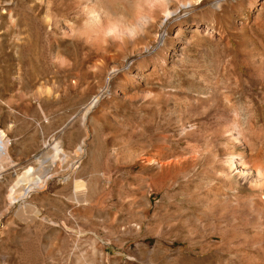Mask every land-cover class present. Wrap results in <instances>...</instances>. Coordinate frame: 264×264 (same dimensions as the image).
I'll return each instance as SVG.
<instances>
[{
	"label": "rangeland",
	"instance_id": "1",
	"mask_svg": "<svg viewBox=\"0 0 264 264\" xmlns=\"http://www.w3.org/2000/svg\"><path fill=\"white\" fill-rule=\"evenodd\" d=\"M23 1L8 19L0 0V264H212L200 246L236 226L217 263L258 264L251 195L223 177L221 143L239 137L253 148L245 170L264 171V89L244 82L264 78V0H202L185 11L174 0L163 47L153 30L126 46L95 45L68 0H58L49 36L20 13L38 0ZM214 114L228 123L211 129ZM39 171L42 189L11 203L17 179ZM148 172L165 173L163 186L147 187Z\"/></svg>",
	"mask_w": 264,
	"mask_h": 264
},
{
	"label": "bare ground",
	"instance_id": "2",
	"mask_svg": "<svg viewBox=\"0 0 264 264\" xmlns=\"http://www.w3.org/2000/svg\"><path fill=\"white\" fill-rule=\"evenodd\" d=\"M24 1H26V0H24ZM24 1H23V3H24ZM29 1H31V0H29ZM68 1L71 3V4L69 3L70 6L68 5V7H71L73 10H77V14L74 18L75 23L76 24L82 23L83 25L91 28L88 38H89V40L92 41V43H95V45H97L96 44L97 42L102 40V41H116L119 45L126 46L127 44H129L133 40L134 36L135 37L137 35L142 36L145 33L147 34V32H149V34H150V31L153 30V31H155L154 32L155 34L151 35L152 36L151 41L156 42V47L162 46L163 42L166 41L165 40L166 39V33H167L166 28L169 24H171V17L173 15H175V13H177L179 10V9H176L173 11L171 9L172 5L174 4L173 2H175L174 0H68ZM147 1H152L154 4L157 5L156 7H158V8L157 9L156 8L150 9V7L146 8L147 6L145 7L144 5H146L145 3ZM201 1L202 0H185L183 3L180 4V9L182 8L185 11L186 9L192 8L194 5L197 6L196 4L200 3ZM248 1L250 3V6H251L252 0H248ZM12 2H13V0H9V1L8 0H4V1L1 0L2 11H3V13H5V17L8 19H11L12 14H13V8L11 7ZM34 2H36V3H34V5L22 6L20 9L21 15L27 16L28 18H32L33 20L38 21L39 22V28L41 30L45 29L46 33L49 36H54V34H55V28L54 27L57 24L55 22V20L57 18L56 14L58 15V14H60V12L63 11V9L61 8L62 6L59 9L57 6V5L62 4L61 1H60V4L58 3V0H38V3H37V1H34ZM56 2L58 4H56ZM176 2H178V0ZM214 2H215V7H218L221 0H214ZM214 2H212V3H214ZM223 2H225V1L223 0ZM136 7H138L140 10V18L137 19L136 21H133L131 16H132V13L134 14V10ZM63 8H64V6H63ZM43 9H45L44 12L46 14L44 15V17L42 16V20H41L40 15L43 13L42 12ZM39 16H40V18H38ZM37 18L40 20H37ZM259 20H260V18H259ZM102 22H105V24L106 23L112 24V25H114L113 26L114 28H112V29L106 28L103 26ZM261 30H263V29H261ZM76 32L78 33L77 28H75L73 30V33H76ZM136 39L137 38H135V40ZM132 42H134V41H132ZM105 43L106 42H104V44ZM148 45L150 46V44H148ZM136 51L138 52V49H136ZM261 54H262V52H261ZM261 56H262L263 61H264V54ZM22 58H24V57H22ZM22 58H20V59H22ZM112 75L113 74H111L109 76V78L110 77L113 78ZM203 80L204 79H202V80L200 79V82L203 85H207V83L209 84V82H206ZM200 82H199V85H200ZM244 82L247 83L251 87L255 84L260 85V87H262L264 89V78L263 77L256 78V79H250V80H244ZM220 83L222 85L224 83L223 80ZM213 87H215V86H213ZM147 94L149 97L151 96V94L149 92ZM221 94H223V93H221ZM263 94H264V92H263ZM149 99H152V98H149ZM98 102H99L98 97L93 98L91 101L90 107L96 106L98 104ZM249 104H250L249 107H252L251 106L252 102H250ZM261 104L264 105L263 100L261 101ZM245 108H248V107L245 106ZM241 112H242V110H241ZM248 114L249 113H247V115ZM241 115H243V114H241ZM244 117H243V119H244ZM244 121L245 120H243V122ZM222 122H224L225 124L228 123V121L226 119H223L222 117H219L217 114H214L210 119L211 129H216L217 127H215V126L218 124L220 125ZM236 122H239V121H236ZM236 122H234V121L232 122L233 127H235ZM240 122H242V121H240ZM239 125H240V123H239ZM224 126H226V125H224ZM228 126H229V124H228ZM232 126H229V127H232ZM241 129L243 130V128H241ZM241 129L237 130L238 131L237 133H239L238 135H241V131H242ZM232 132H233V130H232ZM228 133H227V135H229V136L224 138V139L222 138L223 140L221 143L222 147L224 149V154H226V161H225L226 168H225V171L222 173V175L226 180L235 184L236 190L238 192H244V190H246L251 195V197L246 200V202H247L246 208L248 209V212H250L254 215V220L256 221V226L254 227V234L255 235L252 237L251 240H249L255 246H253V247L250 246V247L253 248V250H255V252L257 253V255L260 258H262V259H259L257 257L258 258L257 263L258 264H264V171H262V169H258V168H262L263 166L262 167L258 166V168H255V164H254L255 170L252 168V170H254V172L252 174L250 172L246 171L245 169L247 167H250L251 162H252L253 148L251 149V145L250 146L248 145V147H250L249 151L247 149H245L246 147L242 148L239 137H234L231 133L230 134H228ZM190 134H191L190 132L188 133V131H186L185 126L181 127L180 134H179L180 136H182V137L184 136V138H188ZM7 147H8V142H7V140H5V138L1 135V132H0V164L2 163V160L7 157ZM212 153H213L214 157L217 156L216 155L217 151H216L215 146H212ZM58 154H59V150H57V148H56L55 152H54V157H55V155H58ZM179 158L181 161L184 160L183 156H180ZM235 159H236V162H235ZM253 160H254V158H253ZM177 163H179V162H177ZM253 163H254V161H253ZM149 164H150V166H153V167H154V165H156L160 171H162V166L164 165L163 163H160L156 159L155 160L150 159ZM148 173H149V175H148L147 187H149V185L152 188L163 186V183L165 182L166 177H167V176L165 177V173L164 174L160 173L159 176H155L152 172H148ZM43 175H44V172L39 171V173H37L36 176H29L28 174H25V175L19 177L17 179V181L15 182L12 190H11L10 202L13 203L16 201L15 196H17V194L20 195V193H22L23 195L21 197H27L29 194H31L33 191H35L34 189H37V190L42 189V187L44 185L41 181L43 178ZM238 179H240V182L238 181ZM241 183H243L244 185H242ZM80 186H82V185L80 184ZM77 188H80V187L77 186ZM150 227L151 228L149 230H150V232H152L153 231V224L151 222H150ZM238 228H239V226H236L235 228L228 230L227 232L222 231V232L218 233L217 235L215 234L214 236H212L211 242L203 244L200 246L199 251H201L203 253V252H207V251L211 250V254L209 256V259L212 260V264H218L217 262H218L219 256H220V254H221V256L223 254L221 252L225 249H228V251L230 249L229 247H227L225 245L227 237L229 235H231L235 239V237L238 236L240 233ZM249 241H247V242H249ZM237 250L239 251V250H241V248H239V249L237 248ZM248 257L251 258L250 256H248ZM252 259L253 258L248 259V261H246V264H250ZM246 260H247V258H246ZM208 261H210V260H208ZM208 261H206V264L208 263ZM201 263L204 264L203 261Z\"/></svg>",
	"mask_w": 264,
	"mask_h": 264
}]
</instances>
